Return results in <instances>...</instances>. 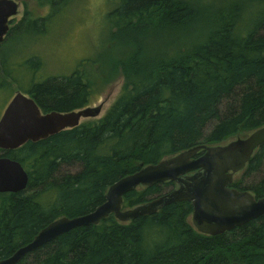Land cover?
I'll return each mask as SVG.
<instances>
[{
    "label": "trees",
    "instance_id": "obj_1",
    "mask_svg": "<svg viewBox=\"0 0 264 264\" xmlns=\"http://www.w3.org/2000/svg\"><path fill=\"white\" fill-rule=\"evenodd\" d=\"M36 1L48 7L47 15L26 10L0 43V67L10 80L0 82L8 86L21 88L6 72L7 45L23 35L45 36L54 18L77 2ZM109 18L106 53L117 56H109L113 66L105 86L119 78L123 84L105 116L0 150V157L20 162L29 175L26 190L0 193V261L54 220L94 211L111 185L141 168L264 126V0H118ZM23 65L34 74L43 62L32 57ZM105 71L93 80L78 69L32 81L27 92L44 113L81 109L92 105ZM175 187H140L124 196L123 207ZM231 188L264 197V145ZM192 213V204L183 202L129 223L110 215L98 225L73 229L19 264H264V216L207 236L191 224Z\"/></svg>",
    "mask_w": 264,
    "mask_h": 264
},
{
    "label": "water",
    "instance_id": "obj_2",
    "mask_svg": "<svg viewBox=\"0 0 264 264\" xmlns=\"http://www.w3.org/2000/svg\"><path fill=\"white\" fill-rule=\"evenodd\" d=\"M19 12L14 0H0V43L8 35L12 19ZM103 104L68 112L44 113L35 99L17 92L0 119V150H15L28 142H38L98 117ZM264 145V126L250 134L217 146L198 145L157 164L126 176L106 193V201L94 211L74 217H61L43 228L29 243L0 264H19L27 255L76 228L98 225L113 215L121 223L158 213L175 203H191L190 219L201 234L217 236L264 216V197L231 188L256 150ZM202 152L201 155H199ZM172 182L176 187L134 208L123 207L124 196L140 187ZM29 175L20 162L0 157V193L26 190ZM233 264H240L235 262Z\"/></svg>",
    "mask_w": 264,
    "mask_h": 264
},
{
    "label": "rangeland",
    "instance_id": "obj_3",
    "mask_svg": "<svg viewBox=\"0 0 264 264\" xmlns=\"http://www.w3.org/2000/svg\"><path fill=\"white\" fill-rule=\"evenodd\" d=\"M14 1L19 4V12L12 19L14 23L11 26L23 19L26 10L36 17H45L49 12L47 6H41L36 0ZM114 3H118V0H77L54 18L45 36L35 38L34 34L23 35L21 38L16 37L7 45L6 72L14 74L21 88L13 82L10 83L11 86L7 85L10 80L1 65L0 79L7 83L0 82L4 84L0 85V119L17 92L28 95L27 89L34 83L49 77L69 76L78 69L92 80L106 69L101 75L103 81H99L93 90L92 105H90L95 107L103 104L102 112L98 117L82 120L81 124L98 121L105 116L119 97L123 84L122 78L109 86H105L107 81H104L105 74L111 72L109 69L113 66L109 56H117L111 52L106 53L112 30L109 13L114 9ZM158 54L159 51H156L151 56ZM139 56L141 55H137ZM32 57H38L43 62L42 67L40 66L34 74L31 68L23 65L25 60ZM15 79L13 78L14 81ZM240 176L241 173L237 174L235 179Z\"/></svg>",
    "mask_w": 264,
    "mask_h": 264
},
{
    "label": "flooded vegetation",
    "instance_id": "obj_4",
    "mask_svg": "<svg viewBox=\"0 0 264 264\" xmlns=\"http://www.w3.org/2000/svg\"><path fill=\"white\" fill-rule=\"evenodd\" d=\"M241 173V172H240ZM155 198V197H154Z\"/></svg>",
    "mask_w": 264,
    "mask_h": 264
}]
</instances>
